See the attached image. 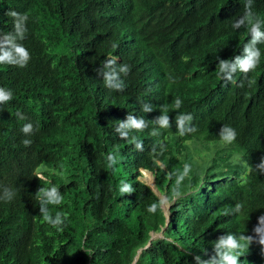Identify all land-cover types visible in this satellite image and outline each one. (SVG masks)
I'll list each match as a JSON object with an SVG mask.
<instances>
[{
  "label": "trees",
  "instance_id": "16d2710c",
  "mask_svg": "<svg viewBox=\"0 0 264 264\" xmlns=\"http://www.w3.org/2000/svg\"><path fill=\"white\" fill-rule=\"evenodd\" d=\"M246 3L0 0V55L22 45L30 56L25 67L0 63V88L12 92L0 103V197L15 192L0 199V264H214L229 236L242 245L231 250L237 264H264V43L259 66L235 84L216 69L251 39L247 25L233 27ZM252 10L264 19V0ZM108 58L131 69L123 91L104 84ZM176 99L194 131L121 127ZM225 125L237 132L231 144ZM122 181L134 191L121 193ZM53 186L63 201L47 207L67 216L62 230L43 221L36 195Z\"/></svg>",
  "mask_w": 264,
  "mask_h": 264
},
{
  "label": "clouds",
  "instance_id": "9594fccd",
  "mask_svg": "<svg viewBox=\"0 0 264 264\" xmlns=\"http://www.w3.org/2000/svg\"><path fill=\"white\" fill-rule=\"evenodd\" d=\"M199 4L200 3H197L194 7L196 8V6ZM10 15L13 17H19V14L14 11L11 12ZM24 18L27 19L26 16H24ZM245 25H247L246 27L248 28L251 39L246 45H244L243 48L244 54L236 55L227 60L217 57V59L219 60V63L216 66L217 74L220 77V79H222L225 82V85H227L229 82L233 84L236 83L234 79V75L237 72L243 73L245 74V76H247L249 72L254 71L259 66L261 59V52L260 49L256 47V45L259 43H264V31H261L262 27H264V19H261L256 13L253 12L252 0H247V3L244 5V15L241 16L234 23L233 27L239 29L241 27H244ZM19 38L21 40L24 39V34H20ZM6 42L11 43V38H7ZM127 42H131V40ZM116 47H118V45L113 44V48ZM14 49H15L16 57L13 56L12 52L5 51L3 55H0V63H8L12 65H18L20 67H25L30 59L27 49L22 45L21 46L14 45ZM116 64H117V60L115 58L106 59L104 63V68L107 70L103 72L104 84L109 89L123 91L125 88V84L123 79L120 78L121 74L127 76L131 69L127 64H121L119 65V71H117ZM97 73L99 75L101 74L100 69H97ZM252 83L253 81L249 80V86H251ZM240 86L243 87V83H241ZM11 99H12L11 90L0 88V103L10 101ZM181 105H182V101L180 99H176L175 103H163L160 107L142 113L141 115L138 116L137 119L130 117L129 122L127 124H121V127H129L137 131H143L147 124L151 122H155V120H158L157 123H159L161 127H165V128L169 127L170 124L177 123L179 125L178 130L180 131L181 135H183L185 132L194 131L193 128L186 127L188 122L192 121L194 116L191 112L186 111ZM20 118L26 119V117L24 116H21ZM22 132L26 136L32 134L34 132L32 123L25 124L22 128ZM122 135L126 136L127 134L125 133ZM219 136L222 141H224L227 144H231L237 139V132L235 131L234 128L225 125L221 128ZM22 143L25 145V147H29L32 141L29 139H24ZM137 147H139V145H137ZM107 159L110 162L109 166H112L116 163V158L111 153L108 155ZM256 168L260 172L264 173V158L261 159V163L258 164ZM187 171H188V166L186 165L185 172ZM139 172L140 175L138 176V181L151 187L152 190L159 196L160 194L158 193L157 189L154 187L155 180L152 172L148 171L143 167H139ZM34 174L39 179H45L43 173L34 171ZM144 176H149L150 179H153L152 183H150V179L145 180ZM121 184H122V186L120 187L121 193H131L134 191L131 184L124 183L123 181L121 182ZM3 191L5 195L3 197H0V199H3L8 202L12 201L13 198L15 197V192L8 187H4ZM36 195H37V199L40 202V214L43 217V221L50 224L52 227L57 228L58 230H62V227L64 226L65 221L67 219V216L64 215L62 212H56L55 216H53L47 207L48 204L59 205L62 203L63 196L60 194L59 189L55 186L51 187L50 189L39 188ZM176 196L179 197L180 193L177 192ZM156 207L157 206L155 204L150 205L148 211L154 212L156 210ZM162 208L167 213L169 206L166 209L164 204H162ZM237 209H239V205H237ZM261 243H264V241H261ZM223 244L230 251L222 253L221 259L219 261H214V264H237V257L235 254H231V250L240 248L242 247V245L238 244L233 236H229L226 241H223ZM136 256L138 258V255Z\"/></svg>",
  "mask_w": 264,
  "mask_h": 264
},
{
  "label": "rangeland",
  "instance_id": "374dc122",
  "mask_svg": "<svg viewBox=\"0 0 264 264\" xmlns=\"http://www.w3.org/2000/svg\"><path fill=\"white\" fill-rule=\"evenodd\" d=\"M144 179H145V180H149L150 177H149V176H144ZM144 179H142V180H144ZM152 181H153V179H150V183H152ZM159 196H160V195H159ZM160 197H161V199L164 201L163 204H164L165 208L167 209V207L169 206V204L166 202L164 196H160Z\"/></svg>",
  "mask_w": 264,
  "mask_h": 264
},
{
  "label": "water",
  "instance_id": "95a60500",
  "mask_svg": "<svg viewBox=\"0 0 264 264\" xmlns=\"http://www.w3.org/2000/svg\"><path fill=\"white\" fill-rule=\"evenodd\" d=\"M153 238V237H152ZM140 252V251H139ZM138 255V254H137ZM136 259H137V256L135 257V259H134V262L136 261Z\"/></svg>",
  "mask_w": 264,
  "mask_h": 264
}]
</instances>
